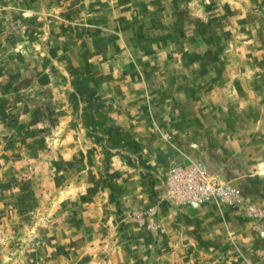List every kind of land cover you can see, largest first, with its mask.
<instances>
[{
	"label": "rangeland",
	"instance_id": "1",
	"mask_svg": "<svg viewBox=\"0 0 264 264\" xmlns=\"http://www.w3.org/2000/svg\"><path fill=\"white\" fill-rule=\"evenodd\" d=\"M143 27L175 46L179 55L169 54L170 64L199 63L201 80L215 76L225 85L214 93L204 88L200 102L183 105L202 119L185 121L191 125L171 144L149 137L159 142L160 159L178 157L173 166L201 163L212 178L239 190L235 207L200 206L221 215L210 222L215 228L200 230L203 241L212 253L223 252L222 261L231 255L225 244L237 227L251 237L233 214L259 204L261 215L251 219L264 218V0H0V38L11 40L0 59V264H114L127 248L148 250L153 238L134 216L149 206L122 196L128 169L112 161L130 157L139 170L138 142L121 137L126 146L120 149L105 138L99 75L77 70L84 63L79 50L66 76L70 56L46 42L56 31L57 37L66 33L70 49H81L107 38L112 44L114 34ZM208 92L212 100L204 98ZM191 208L177 211L189 220ZM178 256L199 264L194 246L180 248Z\"/></svg>",
	"mask_w": 264,
	"mask_h": 264
},
{
	"label": "crops",
	"instance_id": "2",
	"mask_svg": "<svg viewBox=\"0 0 264 264\" xmlns=\"http://www.w3.org/2000/svg\"><path fill=\"white\" fill-rule=\"evenodd\" d=\"M38 4L33 3L34 10L40 8ZM46 18H43V24H45ZM126 28L128 27L126 26ZM53 32L52 34L50 31L48 32L46 42L50 47L51 44H54L52 47L54 51L56 48L62 49L60 53L64 57L70 56V61H65L64 69L62 68L66 76L71 70L72 61H76L71 55L74 51L79 50L81 51L77 52L76 56L80 61L84 58V63L79 64L77 70L88 72L89 75L93 72L99 75L97 92L100 97L96 100H99L103 105L104 130L105 127H108V130H105V138L108 136L113 138V145L120 149L126 146L125 141L120 143L119 138L121 137H129L130 140L138 142L136 151L141 154L140 160L143 163L142 165L137 164V166L144 170L141 168L133 170L128 161L130 157L127 161L124 159L120 161V158L115 156L112 161L113 164L117 162V166L121 170L128 169L126 175L129 174V179H125L120 187L122 196L142 200L145 208L148 206L155 208L153 221L155 228L143 226L153 239L151 242L147 241L148 250L145 253L137 252L134 246L130 249L127 248L128 252L124 253L125 257L120 258L119 261L115 259L114 264H184L185 259L178 256L179 250L188 245L194 246L197 250L199 264H264L263 255H259L262 249L258 245L259 239L264 240L262 226L264 225V218L255 221L248 218L244 211L237 213L236 216L233 214V219L237 225L238 220L241 223L239 226L244 225L251 237L254 234L256 239L254 241L251 240V237L246 239L242 234H239L242 231L237 227V231L235 230L238 233L237 236L232 237L230 235V241L227 240L225 244L226 253L231 255L220 261L219 258L221 257L218 255L223 254V252L218 254L217 251H214L212 253L211 247L207 245L206 241H203L205 237L200 234L202 228H215L210 222L221 221L218 219L221 217L220 213H212L210 209L200 207V205L189 209L188 220L184 216V212L188 211L185 208L180 209L184 214L179 215L178 207L172 208L167 203L159 202L165 190V179L173 166L171 162L177 161L178 157L171 155L172 158L168 156L160 159L163 153L159 154V142L157 139H150L149 137L161 136L162 140L171 144L170 140L173 136L182 134L184 128L187 129L191 122L196 124L202 119L199 113L194 111L189 113L183 110V105L200 102L204 88L213 89L214 93L215 89L223 84H218L215 76L213 80H201L202 72L199 63L181 65L177 61V63L170 64L169 61L172 57L169 54L172 56L179 55L173 54V52L177 54L175 46L172 42L167 44L161 42L163 39L158 36L166 35H162V33L156 35L144 27L140 33H123L120 31L118 34H114L112 44L107 38L105 42L99 44L82 45L81 49L68 47L66 33H64V37L62 35L57 37V32ZM10 41L0 38V59H3V53H5V49H8ZM1 47L3 53H1ZM181 47L183 52L185 48L183 45ZM48 56L50 57L49 54ZM213 70L216 72L215 67ZM211 96L208 92L204 98L212 100ZM169 104L175 105L177 110L169 111ZM179 105H182V109L179 108ZM185 121L191 122L185 123ZM167 160H170V163ZM132 172H135V176ZM256 195H254L255 200L260 197ZM257 201L259 202V200ZM162 204L164 205L162 206ZM254 205L258 211H261L259 204ZM200 210L203 212L202 214H199ZM177 216L181 218L180 224L177 222L179 220ZM226 216L228 217V215ZM226 216L224 219L222 218L223 224L224 222L228 223ZM208 231L215 232L213 228ZM155 239L158 240L157 243L153 242ZM158 249L161 253L158 252ZM173 249L174 252H172ZM175 253L177 256H174Z\"/></svg>",
	"mask_w": 264,
	"mask_h": 264
},
{
	"label": "built area",
	"instance_id": "3",
	"mask_svg": "<svg viewBox=\"0 0 264 264\" xmlns=\"http://www.w3.org/2000/svg\"><path fill=\"white\" fill-rule=\"evenodd\" d=\"M164 185L165 190L159 202L167 203L171 207H198L205 204L235 207L240 199L239 190L235 186L212 178L201 163H194L189 167L172 166ZM154 213L155 208L148 207L135 214L134 218L140 224L154 229ZM245 213L254 219L261 215L252 206L245 208Z\"/></svg>",
	"mask_w": 264,
	"mask_h": 264
}]
</instances>
